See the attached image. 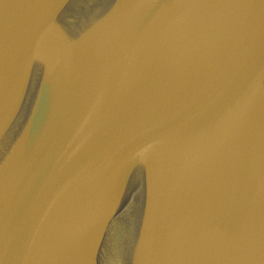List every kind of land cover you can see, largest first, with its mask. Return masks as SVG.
<instances>
[{"label": "water", "instance_id": "obj_1", "mask_svg": "<svg viewBox=\"0 0 264 264\" xmlns=\"http://www.w3.org/2000/svg\"><path fill=\"white\" fill-rule=\"evenodd\" d=\"M0 264H264V0H0Z\"/></svg>", "mask_w": 264, "mask_h": 264}]
</instances>
